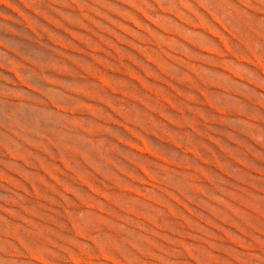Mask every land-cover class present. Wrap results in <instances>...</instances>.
I'll use <instances>...</instances> for the list:
<instances>
[{"label":"rangeland","instance_id":"1","mask_svg":"<svg viewBox=\"0 0 264 264\" xmlns=\"http://www.w3.org/2000/svg\"><path fill=\"white\" fill-rule=\"evenodd\" d=\"M0 264H264V0H0Z\"/></svg>","mask_w":264,"mask_h":264}]
</instances>
